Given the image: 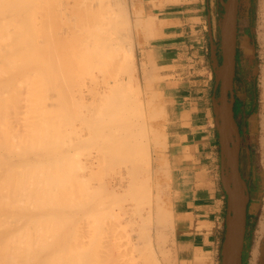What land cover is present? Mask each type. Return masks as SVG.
Listing matches in <instances>:
<instances>
[{
    "label": "bare ground",
    "instance_id": "6f19581e",
    "mask_svg": "<svg viewBox=\"0 0 264 264\" xmlns=\"http://www.w3.org/2000/svg\"><path fill=\"white\" fill-rule=\"evenodd\" d=\"M31 3L0 0V264H69L77 232L80 264H160L152 229L171 216L151 199L153 118L127 90L135 55L124 1L34 0L38 27ZM96 166L112 172L109 185Z\"/></svg>",
    "mask_w": 264,
    "mask_h": 264
},
{
    "label": "crops",
    "instance_id": "0c3cea01",
    "mask_svg": "<svg viewBox=\"0 0 264 264\" xmlns=\"http://www.w3.org/2000/svg\"><path fill=\"white\" fill-rule=\"evenodd\" d=\"M161 1L146 0L144 13L156 26L147 50L170 77V152L178 175L173 250L178 264H225L229 168L215 104L224 7L220 1L221 18L211 12L209 2L161 7ZM237 29L234 115L240 172L249 196L241 264H264V0H238ZM215 170L219 188L201 187Z\"/></svg>",
    "mask_w": 264,
    "mask_h": 264
},
{
    "label": "rangeland",
    "instance_id": "374dc122",
    "mask_svg": "<svg viewBox=\"0 0 264 264\" xmlns=\"http://www.w3.org/2000/svg\"><path fill=\"white\" fill-rule=\"evenodd\" d=\"M123 1L125 4V7L127 8L128 15H129L130 22H131L130 23V30L131 31H123V34H124L123 36H125V34H128L127 37H129V38L126 37V39H129L130 41L129 40L128 41L131 44H133V53L135 55L134 56V59H135L134 60V71L132 74V75H134L133 81L129 84L131 86V88H127V90H128V93L132 92L133 95L131 94V97H133V96L135 97L139 94H142L143 103L145 102L144 103L145 104L144 112L146 114V117L152 116L151 118H153V119H150V117H149V119H148V117H147V119H148L147 123L148 124H146V127L149 124H150V126H148V128H146L149 131H148L147 135H145L146 137L148 136V138H149V139L146 138L147 141L149 140L148 144L150 143V145H148L149 146L148 148H149V154H150L149 156L151 157V159H150V164L148 162L147 165L149 164L150 172H152L151 177L153 178L152 184H151L152 189L150 191L151 197H152L151 199L153 200L154 205L156 204L157 201H159V203H161L163 205L162 207H164L165 209L166 208L168 209V211H166V212L168 214L170 213V216H171L169 218L170 219L169 223H167L168 225L163 226L165 229L160 228L161 230L159 229L160 230L159 231L157 229V227L155 226V224L153 225L152 240L154 242L153 241L152 242H153V246H154L155 251L157 250L156 256H157L158 260L161 259L160 264L161 263L162 264H178L177 259H176V253L172 248L173 247V241H174L173 204H174L175 199L177 198V193H176V189L174 188V186L177 183L178 175L175 171L174 163H172V157H171V152H170L171 147H172L171 146L172 137H171V129H170V110H171V107H170V100H169V96H168V90L166 88V86L169 85L170 77L161 73L160 69L156 65L155 57L147 50V48L150 46V40L156 37V33H155V30H156L155 27L156 26H155V20L152 18H149L144 13V6L146 4V0H123ZM188 1H199V2H201L202 7L205 6L207 4V2H209L211 12L215 13V14L220 13L221 18H222V12L223 11H222V8H220V6H219V2L221 0H165L164 2H162V1L157 2V4H159L162 7L164 4H180V3H184V2H188ZM224 1L227 3V0H224ZM28 14L30 16V22L32 23V25L33 26L35 25L38 27L41 23V21H40L41 20V11H40L39 4H37V5L34 4V0H32ZM206 46H207V44H206ZM206 46L204 47V49H206ZM204 65L206 67V63ZM196 69L199 70L200 66H199V69H198V67ZM127 72H125V74H123L124 81H127V80L129 81L130 75L129 74L127 75ZM127 76H129V77H127ZM155 108L157 110H160L161 112L159 111V114H158V112ZM153 109H155V111H156L155 113H154ZM147 111H149V112H147ZM152 112L154 114H158V116L157 115L155 116ZM150 127H153V129H154V131H152V133H150L151 129H152ZM148 134H150V135H148ZM85 158L86 157H84V160H85ZM94 169L97 172V175L99 172H101L99 170V167L97 168V166ZM156 170H157V173L155 172ZM164 173H165V176H164ZM99 174H100L99 183L102 184L101 179H100V177H102L104 182L107 183V185H109V183H110L109 181H111L110 178L112 177V172L110 173V171L108 169H104V170H102V173H99ZM110 175H111V177H110ZM154 177H156V178H154ZM157 179H158V181H157ZM204 179L206 180V178H204ZM142 181H143V178L141 177L140 182H142ZM96 183H98V179H96L94 181L93 185L96 186ZM98 184H97V186H100V189H98L99 187L96 186L95 187V189L97 188L96 192H99L101 189H104L105 187H107V186H105L103 188V186L98 185ZM219 184H220L219 172L217 170H215L214 172L209 173L207 183H206V181H204L201 183L200 186L201 187H208V188H211L214 190L216 188H219ZM156 185H158V186H156ZM161 186H164V187H161ZM153 188H154V190H153ZM160 188L163 190L160 191L159 190ZM102 192L104 193V191H102ZM99 193H97V194L99 195ZM153 193H155V194H153ZM161 193H162V195H161ZM104 194H103V197H104ZM100 197H102V196L100 195ZM156 197H158V198H156ZM103 201H104V198H102L101 202H103ZM106 209H108V207ZM104 213L107 214L108 210H107V213L106 212H104ZM107 215H109V214H107ZM104 218H105L106 222L107 223L109 222L111 225L112 218L109 217L110 221H108L109 219H107L106 216ZM73 229H74V232L77 230L75 228H73ZM73 229L71 230V233H72ZM155 229H157L156 232H155ZM50 231H52V232L54 231V233H55V229L50 230ZM50 231H48L49 232L48 234H50ZM163 231H164V233H163ZM155 233H157V235ZM69 234H70V232H69ZM75 234L79 235L78 232L74 233V235ZM115 234H118V233L117 232L114 233V236H115ZM158 234L161 235V238H162L161 242L158 241ZM54 235L55 234L51 233V236H54ZM74 235H71V236H73L71 240L68 238V241H70V245H71V242L74 241V239H76V243H78L77 239H80V236H78L79 237L78 238V237H76V235L75 236ZM74 237H76V238H74ZM154 243L159 244L160 252L162 251V249L168 248L167 251L164 250V251H166V253H164L165 255L163 257H161L162 255H159V253H160L158 251L159 249ZM72 244H74V243H72ZM70 245H69V250H68V248H66V249L68 250L67 255H69L71 257L73 255V254L71 255V253H73L72 249L75 250L77 245L75 246V249H74V245L73 246L72 245L70 246ZM155 246L157 247V249ZM171 248H172V250H171ZM66 249H64V250L66 251ZM122 249H124V248H122ZM77 250H79V248ZM77 250H75L76 253H78ZM63 251H62V253L64 254ZM168 251H171L170 254ZM116 253H118V252H116ZM116 253L114 254V258H116L115 257ZM120 253H118V254L121 255ZM161 253L163 254V252H161ZM56 255H58V254H56ZM65 255H66V253H65ZM61 256H62V254H61ZM66 256L63 255V258H64V260H65V258H68L69 264H72V261L76 262V260H75L76 258L74 257L75 258L74 259L72 256L71 258H73V259L70 263V261H69L70 257L69 256L66 257ZM122 256L123 255L119 256V259H121ZM125 256H123V258L132 259L131 255H128L126 257ZM164 257H166V258H164ZM78 258L79 257H77V259ZM143 260L141 258V262H140L141 264L145 263ZM47 261L43 262V263L48 264L50 262H54V261H51L50 259L48 260V258H47ZM63 262H60V264H62ZM65 262H66L65 264H67V260H65ZM75 262L73 264H75ZM77 262L80 264V261L77 260ZM77 262H76V264H77ZM117 263L114 262V264H117Z\"/></svg>",
    "mask_w": 264,
    "mask_h": 264
},
{
    "label": "water",
    "instance_id": "95a60500",
    "mask_svg": "<svg viewBox=\"0 0 264 264\" xmlns=\"http://www.w3.org/2000/svg\"><path fill=\"white\" fill-rule=\"evenodd\" d=\"M224 21L222 24V68L216 79L219 99L216 104L218 129L222 150L225 154L229 180L227 184L229 217L225 239V264H241L245 234L247 207L249 203L248 187L240 172V133L235 125L234 81L236 76L238 0L224 3Z\"/></svg>",
    "mask_w": 264,
    "mask_h": 264
},
{
    "label": "flooded vegetation",
    "instance_id": "af4514ba",
    "mask_svg": "<svg viewBox=\"0 0 264 264\" xmlns=\"http://www.w3.org/2000/svg\"><path fill=\"white\" fill-rule=\"evenodd\" d=\"M218 94H219V90H218Z\"/></svg>",
    "mask_w": 264,
    "mask_h": 264
}]
</instances>
